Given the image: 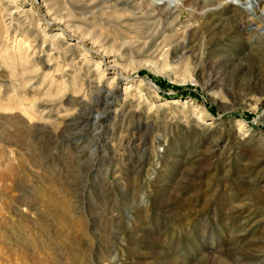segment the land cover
<instances>
[{
    "label": "rangeland",
    "instance_id": "obj_1",
    "mask_svg": "<svg viewBox=\"0 0 264 264\" xmlns=\"http://www.w3.org/2000/svg\"><path fill=\"white\" fill-rule=\"evenodd\" d=\"M180 1L0 0V264H264L262 23Z\"/></svg>",
    "mask_w": 264,
    "mask_h": 264
},
{
    "label": "bare ground",
    "instance_id": "obj_2",
    "mask_svg": "<svg viewBox=\"0 0 264 264\" xmlns=\"http://www.w3.org/2000/svg\"><path fill=\"white\" fill-rule=\"evenodd\" d=\"M159 3H160V5H166L169 9H171L173 7H177L178 5L182 4L180 0H159ZM203 4H204L203 5L204 9L202 8L203 10L201 12H199L201 15H204V14H206L208 12H213L215 10L217 11L218 9H215V8L211 7L214 4H218L219 7H221L223 5H229L230 4V5H234L236 7H239L244 12L245 11L246 12L250 11L251 14L255 15L256 19H254V20H257V21L262 23V27L251 29V31L254 30L255 32H257L258 30H261L262 31V35H264V0H204ZM214 14H215V12H214ZM231 19L232 20H236L235 17H233ZM237 20H239V19H237ZM232 22L233 21H231V23ZM234 24H230V25L232 27H234ZM230 25L228 26V28H225L224 31L222 29V31H220V35H217V33H215L212 36V38L210 37L209 38L211 40L210 42H214L217 39H221L222 37H225L226 33H228L227 31L229 29H232V27ZM238 38H240V37H238ZM52 41H54V40H52ZM55 41H57V39ZM52 44H53V42H52ZM179 47H180L179 45H176L175 50L177 51L179 49ZM259 47H261L260 49H262L263 52H264V40H263V43ZM217 48H220V47L217 46ZM77 49H78V47H77ZM79 52H80V55L83 58H86L87 52H84V50L79 51ZM244 52L242 51L241 53L243 54ZM202 54L200 56L201 58H203ZM242 54H240V55H242ZM243 55L244 56H242V58H240V60H242L240 62L241 65H240V67L235 68L236 69V73H234V75H237V76L240 75L241 76L240 78L243 79V81H245L244 83L246 85L250 86L252 81H258V80L260 81L259 78L264 76V53L261 54L260 52H254V51L249 50V51H247L246 54H243ZM197 57L198 56H196V58ZM177 59H179L178 56H177ZM225 60H228V59L225 58ZM110 63L111 62L108 61V58L103 60V66L105 67V72L103 73V72L99 71V73L97 74V77H96L97 79H94L95 80L94 82H95L96 87L103 93V95H104V97H105V99L107 101V105L108 106L111 104V101H112L113 97L116 96V98H117L116 101L119 102L118 105L114 106L115 107V109H114V118L116 119V118H118L120 116L121 113L125 112V110H128L129 112L130 111L131 112H135V109H133L134 103L136 101H139L138 105L140 106V103L142 102L143 98L141 97V95L140 96L138 95L136 90L134 91V89H132L133 85H130L129 83H124V81H127V78H125L122 75V73L118 71L116 66L110 65ZM99 67H100V65H99ZM98 70H99V68H98ZM106 73L112 74V77H106ZM210 85H211L210 82L206 83V86H210ZM127 108H129V109H127ZM243 181H244V179H243ZM249 188H251V186ZM247 190H249V189H247ZM257 191L258 190H256V189H252L251 190V195L254 198H259L260 199V197L262 195L260 193H258ZM230 257L232 259L236 258L234 253L231 254Z\"/></svg>",
    "mask_w": 264,
    "mask_h": 264
}]
</instances>
